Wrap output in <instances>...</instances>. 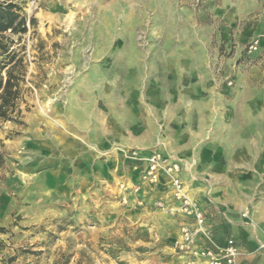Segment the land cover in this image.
Listing matches in <instances>:
<instances>
[{
    "label": "rangeland",
    "instance_id": "obj_1",
    "mask_svg": "<svg viewBox=\"0 0 264 264\" xmlns=\"http://www.w3.org/2000/svg\"><path fill=\"white\" fill-rule=\"evenodd\" d=\"M0 2L26 27L8 29L0 53L3 76L24 63L18 113L0 118V264H184L174 245L196 223L175 210L162 169L143 179L152 154L182 172L159 143L169 63L209 61L223 94L234 72L262 74L264 44L248 45L264 41V0ZM198 234L215 242L205 225Z\"/></svg>",
    "mask_w": 264,
    "mask_h": 264
},
{
    "label": "crops",
    "instance_id": "obj_2",
    "mask_svg": "<svg viewBox=\"0 0 264 264\" xmlns=\"http://www.w3.org/2000/svg\"><path fill=\"white\" fill-rule=\"evenodd\" d=\"M234 60L224 63L229 73ZM194 65L178 71L169 63L176 81L169 87V146L159 143L181 162L180 177L193 186L214 241L233 238L238 264H264V72H234L235 86L223 94L209 61ZM196 242L207 244L202 234Z\"/></svg>",
    "mask_w": 264,
    "mask_h": 264
},
{
    "label": "built area",
    "instance_id": "obj_3",
    "mask_svg": "<svg viewBox=\"0 0 264 264\" xmlns=\"http://www.w3.org/2000/svg\"><path fill=\"white\" fill-rule=\"evenodd\" d=\"M261 38L257 37L248 45V52L258 49ZM147 169L143 179L151 183L158 181V168L162 169L169 179V188L175 210L185 216L192 217L195 229L181 228L180 238L175 242V250L185 257L184 264H238L241 251L233 238H228L223 245L210 241L209 245L200 246L196 234L204 232L205 215L196 200L190 195L188 188L180 177V167L176 162L163 161L158 154L146 158ZM138 189V186L135 190Z\"/></svg>",
    "mask_w": 264,
    "mask_h": 264
},
{
    "label": "trees",
    "instance_id": "obj_4",
    "mask_svg": "<svg viewBox=\"0 0 264 264\" xmlns=\"http://www.w3.org/2000/svg\"><path fill=\"white\" fill-rule=\"evenodd\" d=\"M8 29L11 32H24L25 21L19 13L14 11L12 3L0 2V53H6V55L9 51L7 44L3 41V34ZM23 71L24 63L21 58H18L16 61H9L5 76L0 74V118L2 119H13L18 113L16 106L20 99ZM2 163L3 158L0 154V166Z\"/></svg>",
    "mask_w": 264,
    "mask_h": 264
}]
</instances>
